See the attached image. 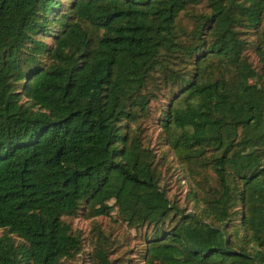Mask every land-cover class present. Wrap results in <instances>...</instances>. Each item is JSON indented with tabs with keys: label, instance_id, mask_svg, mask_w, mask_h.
<instances>
[{
	"label": "trees",
	"instance_id": "16d2710c",
	"mask_svg": "<svg viewBox=\"0 0 264 264\" xmlns=\"http://www.w3.org/2000/svg\"><path fill=\"white\" fill-rule=\"evenodd\" d=\"M80 214L142 264H264V0H0V264H126Z\"/></svg>",
	"mask_w": 264,
	"mask_h": 264
},
{
	"label": "rangeland",
	"instance_id": "374dc122",
	"mask_svg": "<svg viewBox=\"0 0 264 264\" xmlns=\"http://www.w3.org/2000/svg\"><path fill=\"white\" fill-rule=\"evenodd\" d=\"M176 169L177 164L174 162H171L169 165L162 166L163 176L165 177V182L168 186L169 194L176 195L179 201L182 203L184 202L185 194L188 190V185L186 181L180 179L179 172L176 171ZM93 221L101 223L103 227L117 231L120 236H122V245L119 250L120 253L124 252V255L122 256L124 257L126 264H142L137 257V251L142 246L140 236H138V234H135L132 230L125 229L124 225L113 222L112 217L88 218L83 214H80L78 217L73 219V225L75 228L81 230L84 233H87Z\"/></svg>",
	"mask_w": 264,
	"mask_h": 264
}]
</instances>
